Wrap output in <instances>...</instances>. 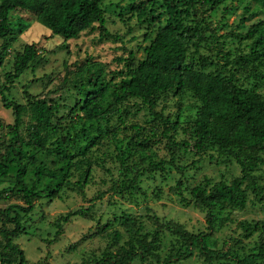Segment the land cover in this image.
Segmentation results:
<instances>
[{"label":"trees","instance_id":"obj_1","mask_svg":"<svg viewBox=\"0 0 264 264\" xmlns=\"http://www.w3.org/2000/svg\"><path fill=\"white\" fill-rule=\"evenodd\" d=\"M182 1L145 0L135 6L133 0L128 9L135 12L137 22L146 25L159 22L153 36L152 25L145 34L148 44L141 48L144 58L137 61L134 52L126 51L124 56L115 59L120 68L111 73H105L100 64L87 59L85 67L77 72L83 90L80 105L76 107L79 114L74 116V126L64 129L65 133L52 124L55 109L45 100L36 99L27 92H24L26 104L13 100L11 90L14 81L29 68L39 66L43 59L39 47L33 43L25 45L22 52L16 54L12 71L4 74V82L0 79V101L13 116V124L6 126L8 138L0 142V180L7 179L11 169H14V185L10 191L6 190L9 192L4 198L19 196L23 206L11 204L0 211L4 226L12 225L10 230H0L6 250L0 255V264L25 263L24 253L14 241L25 233L22 218L33 212L35 201L58 198L62 189L70 186L69 180L74 172L78 174L79 192L84 195L83 187L90 180L94 149L105 136L101 121L107 120L113 106L131 99L139 100L148 107L153 120L162 128L161 136L170 144L171 157L178 146L179 149L193 150L198 158L206 151L215 152L232 159L238 166L239 176L230 183H205L190 190L194 205L206 213L207 235L190 234L176 225L171 227L167 222L159 225V230L152 234L153 239L147 241L148 233H141L142 225L122 216L120 226L127 240L115 251L104 252L95 264H131L135 260L140 264H154V260L155 264H170L172 259L160 263L159 256L153 252L155 239L161 231L180 236L182 246L188 251L187 256L197 250L206 264L264 262V240L244 255L236 253L232 247L218 250L208 245L209 235L232 221L231 212L246 207L249 193L253 200L264 205V187L256 177L259 166L264 163L261 157L264 153V96L259 91L264 82V22L259 20L243 34L234 35L239 43L247 41L245 47L248 52L232 57L231 52H225V42L218 40L219 43L214 31L206 24L209 13L231 0ZM158 2L164 12L163 25L159 21L160 13L153 14ZM252 2L264 10V0ZM101 3L102 0H0V40L15 38L28 29L29 24L25 20L12 15V12L20 10L32 14L52 36H61L64 42L78 39L86 30L97 32L99 42H122L117 34L109 33ZM197 4L204 9V22L193 13ZM244 11L249 13L248 20L259 15L258 10L252 11L249 7H245ZM211 40H215L216 49L203 57L199 52L202 44L204 42L206 47L212 43ZM59 47L66 48L65 45ZM3 61L4 57L0 55V67ZM241 73H247L248 84L238 77ZM185 91L191 92L197 102L192 121L183 125L178 115L171 119L162 111H156L160 95L172 93L181 98ZM25 116L29 124L22 133ZM130 129L135 132L134 137L142 130L137 125L130 126ZM178 129L187 138L176 143L169 133H176ZM150 132V138L134 142L132 138L130 145L127 143L126 152L147 149L151 137L156 135L154 131ZM124 154L121 151L115 157L126 173L124 176L132 174V179L112 186L114 192L119 187L120 194L132 193L141 174L164 172L165 165L173 167L171 160L168 163H149L147 170L133 171L125 165ZM48 157L51 159L49 164L46 163ZM4 193V190L0 191V197ZM88 212L89 207L81 208L56 218L52 223L55 229L53 240L59 238L63 226L71 219L87 218ZM256 225L240 226L244 232L254 233L259 230ZM109 228L110 225H105L101 230ZM113 238L120 240L121 234L115 231ZM187 256L182 254L178 258Z\"/></svg>","mask_w":264,"mask_h":264},{"label":"rangeland","instance_id":"obj_2","mask_svg":"<svg viewBox=\"0 0 264 264\" xmlns=\"http://www.w3.org/2000/svg\"><path fill=\"white\" fill-rule=\"evenodd\" d=\"M145 0H134V5ZM184 1V0H183ZM182 1V2H183ZM188 1V0H185ZM133 0H102L101 6L105 11L106 27L110 34H117L122 42H99L97 32L84 31L78 39L63 41L61 36H52L50 31L39 24L35 17L26 12L16 10L12 12L14 17L25 20L28 29L15 38L0 40V55L4 57L0 67L1 82L5 81L4 74L13 69L14 57L21 53L23 47L28 44H37L39 54L43 56L42 62L34 69L29 68L12 85L13 100L20 104H26L25 94L36 99L45 100L55 109L52 124L65 133L64 129L74 126L79 114L78 105L82 99L83 90L80 88L77 72L86 65V60L100 64L105 73H111L120 68L116 58L124 56L126 51L135 53V59L144 58L142 47L145 34L152 27V36L159 22L154 24H142L137 22L134 11L128 6ZM180 2L179 4H182ZM159 2L156 4L154 15L160 13V24L163 25V9ZM249 7L252 11H259V15L248 20L249 13L244 11ZM193 13L204 22V9L197 4ZM206 24L215 33L217 41L225 42V52H231L235 57L247 53L245 44L235 40L234 35L243 34L250 25L259 20L264 22V10L252 0H231L218 10L209 13ZM148 19L149 16H148ZM218 41V42H219ZM209 45L200 49L204 57L210 55L216 48L211 40ZM221 43V42H219ZM65 45V49L59 46ZM124 48L125 50H122ZM240 80L248 84L247 73L238 74ZM260 93L264 96V82L260 85ZM110 102V101H108ZM116 107V108H115ZM113 106L111 114L101 121V128L105 131L99 141L91 160L90 180L83 187L82 196L77 186L78 174L73 173L70 178V186L63 188L59 197L51 201L42 199L35 201L34 210L27 216H23L25 233L14 243L23 251L24 264H95L101 259L104 252H112L120 248L127 240V235L120 226V219L126 216L133 219L136 224L143 227L142 234L148 233L147 241H151L152 234L158 231V226L167 222L170 226L180 227L187 233L208 234L206 229V213L194 205L190 196V190L198 185L209 183L216 184L220 181L230 183L239 176L238 166L232 159L218 155L215 152L206 151L201 158L195 155L193 150H184L175 147L174 152H169L170 144L161 136L162 128L153 120L148 107L139 100H126L117 106ZM197 102L192 93L185 91L181 98L172 93L160 95L157 99L156 111H162L171 119L178 115L183 125L193 120ZM118 109V110H117ZM74 120V122H72ZM24 125L21 132L24 133L28 126V117L23 118ZM13 124L11 110L3 107L0 101V142L8 138L7 125ZM142 128L137 137L130 126ZM71 126V127H72ZM67 127V128H66ZM154 129V130H152ZM150 130L156 135L151 137L147 149H130L126 152L127 143L133 138V142L149 137ZM176 143L186 139L181 130L169 133ZM130 145V143H129ZM131 148H134L131 146ZM124 152L125 165L136 170H147L149 163L169 162L172 160L173 167L168 165L164 172L148 171L137 179V188L132 193H118L112 189L113 185H120L123 180L132 179V174L124 176L115 155ZM211 155V156H210ZM211 157V158H210ZM264 160V153L261 154ZM41 160V159H40ZM47 161V162H46ZM46 163H50L48 157ZM256 172V177L264 187V163ZM139 170V171H140ZM14 185V169L10 176L0 180V191L6 193L0 197V211L9 205L23 206L20 197L8 194ZM9 190V191H6ZM182 197V199H181ZM182 200V201H180ZM87 218H73L63 226L62 234L57 240L54 239L55 229L53 221L60 215L78 209H87ZM232 221L227 223L221 230L209 235L208 245L214 249L227 250L232 247L236 253L244 255L264 240V205L253 200L252 194L248 195V202L243 210L231 212ZM257 232H244L240 225L254 226ZM110 225L108 230H101L102 226ZM255 227V226H254ZM12 225L4 223L0 219V230H10ZM121 234L120 240L113 238V232ZM183 239L180 236L161 231L154 242V255L159 256L160 263L165 259H172L170 264H206L194 250L191 255L182 246ZM215 244V245H213ZM4 241L0 235V255L5 254ZM182 254L187 257L179 259ZM155 264V260L152 261ZM131 264H140L138 260ZM214 264H219L214 262ZM260 264H264L261 262Z\"/></svg>","mask_w":264,"mask_h":264}]
</instances>
